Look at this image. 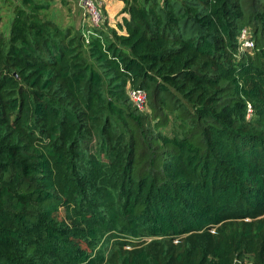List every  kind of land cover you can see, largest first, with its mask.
Wrapping results in <instances>:
<instances>
[{
    "label": "trees",
    "instance_id": "trees-1",
    "mask_svg": "<svg viewBox=\"0 0 264 264\" xmlns=\"http://www.w3.org/2000/svg\"><path fill=\"white\" fill-rule=\"evenodd\" d=\"M124 2L126 36L105 19L86 43L35 0L0 27V264H264L263 220L218 240L264 216V0Z\"/></svg>",
    "mask_w": 264,
    "mask_h": 264
},
{
    "label": "rangeland",
    "instance_id": "rangeland-1",
    "mask_svg": "<svg viewBox=\"0 0 264 264\" xmlns=\"http://www.w3.org/2000/svg\"><path fill=\"white\" fill-rule=\"evenodd\" d=\"M38 4H49V8L42 13L44 19L53 22L64 29H70L72 32L77 33L85 30L89 27L88 17L85 11L80 6V0H35ZM99 2V0H98ZM23 4V0H0V16L2 17V22L0 24L1 29L5 35H9L12 20L14 18V13L17 7ZM41 17V12H40ZM259 131V129H257ZM259 220L264 221V216L251 220V219H240V220H229L225 223L224 228L220 235H218V240L228 244V238L242 237V233L245 226H250L254 224L256 228ZM215 229H211L210 233L217 237V232ZM252 234V232H251ZM257 233L254 232V235ZM231 240V239H230ZM147 243L139 241L136 246H127L122 251V254H134L143 250L147 245L151 244L152 240H146ZM232 241V240H231ZM150 254L155 257L161 258L166 253L169 257H175L178 261L179 256L187 255L188 246L183 244V240L179 239H168V240H157V242L151 246ZM229 253V247L227 249ZM230 252H233L230 245ZM233 258L231 259V264H254V261L250 259V254L248 250H241L240 253L235 252L231 254ZM120 259L115 251H111L109 254L108 264H119Z\"/></svg>",
    "mask_w": 264,
    "mask_h": 264
},
{
    "label": "built area",
    "instance_id": "built-area-1",
    "mask_svg": "<svg viewBox=\"0 0 264 264\" xmlns=\"http://www.w3.org/2000/svg\"><path fill=\"white\" fill-rule=\"evenodd\" d=\"M80 6L85 11L88 17L89 27L85 29L86 43H89V38L92 35L97 36V30H100L104 26L105 17L103 14L102 6L98 0H80ZM239 51L241 53L252 51L255 48V39L253 32L249 27L241 29L238 37ZM129 99L134 108L140 112H146L148 110V94L143 89H128ZM254 114L252 106L249 104L247 109V118L250 119Z\"/></svg>",
    "mask_w": 264,
    "mask_h": 264
},
{
    "label": "crops",
    "instance_id": "crops-1",
    "mask_svg": "<svg viewBox=\"0 0 264 264\" xmlns=\"http://www.w3.org/2000/svg\"><path fill=\"white\" fill-rule=\"evenodd\" d=\"M99 2L104 10L108 26L119 35L126 36L127 31L124 27V20L130 19V16L127 13H123L125 8L124 0H99Z\"/></svg>",
    "mask_w": 264,
    "mask_h": 264
}]
</instances>
